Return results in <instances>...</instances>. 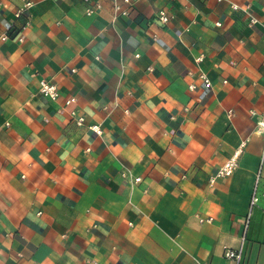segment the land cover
Wrapping results in <instances>:
<instances>
[{
  "label": "crops",
  "instance_id": "crops-1",
  "mask_svg": "<svg viewBox=\"0 0 264 264\" xmlns=\"http://www.w3.org/2000/svg\"><path fill=\"white\" fill-rule=\"evenodd\" d=\"M24 1L0 0V264H264V0Z\"/></svg>",
  "mask_w": 264,
  "mask_h": 264
},
{
  "label": "built area",
  "instance_id": "built-area-1",
  "mask_svg": "<svg viewBox=\"0 0 264 264\" xmlns=\"http://www.w3.org/2000/svg\"><path fill=\"white\" fill-rule=\"evenodd\" d=\"M125 1L129 2V0H125ZM33 5H34L33 0H25L23 5L20 6V8L17 10L16 14L18 16H20L26 9H29ZM232 6L235 9L239 8L238 4H232ZM115 8L117 11L121 10V7L119 4H116ZM89 12H91V10H89ZM121 12L126 14L127 10L124 9ZM159 13H160L159 17L163 22H167L169 20V16L164 10H161ZM257 21H258V19L256 17H254V16L251 17L252 23H255ZM6 38H7V35H4L2 37V39H6ZM200 59H201V57L198 58V60H200ZM202 77L204 78V80L207 84H210V80L206 74H202ZM190 88L194 89L195 85L190 84ZM40 92L42 94H44L45 96H48L54 100H57V98L59 97V88H58L57 84L55 82H52L51 80H48L45 78L40 80ZM75 101H76V97L71 96L65 100V103H66V105H70V104L74 103ZM105 109H108V107H106ZM126 111H128V110H126ZM70 115L78 125H84L86 123L85 115L79 113L77 109H72L70 111ZM88 126H89V128H91L92 130H94L98 134L103 133L102 125L99 122L90 123V124H88ZM259 127H260V130H262L264 132V117L259 122ZM244 143L245 142H243L242 145H244ZM239 151L240 150L236 151V153L231 158H229L226 162H224V164L219 168L217 173L214 176H212L211 182L215 181V179L218 177H227L234 172V170L237 168V165H238L237 155H238ZM260 177H261V170H259V172L257 174V178H258L257 180H259ZM134 180H135V182H139L141 180V177H136ZM257 185L254 188L252 198L250 201V211L252 210L253 206H255L258 202L259 197H258ZM249 215H250V212H249ZM200 219L202 221L211 220L212 217H208V218L201 217ZM247 225H248V223L246 224V227H247ZM225 253H226V256L228 258L232 259L235 262L234 264H241V260H242V249L241 248H239V249L227 248Z\"/></svg>",
  "mask_w": 264,
  "mask_h": 264
}]
</instances>
